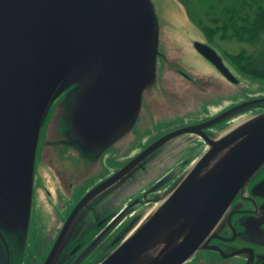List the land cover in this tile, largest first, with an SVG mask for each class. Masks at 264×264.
I'll return each instance as SVG.
<instances>
[{
	"label": "water",
	"instance_id": "95a60500",
	"mask_svg": "<svg viewBox=\"0 0 264 264\" xmlns=\"http://www.w3.org/2000/svg\"><path fill=\"white\" fill-rule=\"evenodd\" d=\"M162 28L153 0H0V236L5 246L2 234L16 237L20 259L30 235L40 153L50 150L53 162L79 163L131 139L144 115L143 100L159 83ZM174 39L167 41L174 53L168 60L179 55ZM195 46L237 82L216 51ZM263 104H241L201 126ZM196 131L188 127L159 139L87 198L122 184L164 145ZM204 139L211 150L135 231L126 229L132 234L101 264H185L203 247L264 164V112L220 139ZM68 225L44 264H57L72 235Z\"/></svg>",
	"mask_w": 264,
	"mask_h": 264
},
{
	"label": "flooded vegetation",
	"instance_id": "af4514ba",
	"mask_svg": "<svg viewBox=\"0 0 264 264\" xmlns=\"http://www.w3.org/2000/svg\"><path fill=\"white\" fill-rule=\"evenodd\" d=\"M221 41L218 37L210 39L203 32L200 40L188 43L189 50L199 60L196 67L190 66L180 54L168 60L167 53H162L159 83L154 87L156 93L151 95L147 109V114L153 113V118L147 116L139 120L133 129L152 140L122 164L115 149L100 158L85 155L80 157L79 163L71 162L70 158L69 162H53L54 153L43 149L37 164L33 216L25 258L19 257L16 237L2 234L8 246L0 236V264H44L67 223L72 235L57 264L103 263L119 248L121 238L128 235L126 229L132 225L131 230L135 231L167 198L173 186L211 150L204 137L220 139L237 125L264 112L263 104L214 126H201L236 106L264 99V82L250 81L243 75L229 58L233 54L220 46ZM196 43H203L216 51L223 66L237 82H232L225 72L205 58L197 50ZM152 105L163 114L156 118L157 108ZM190 109L195 118L184 124V115ZM188 127H197L196 133L170 141L155 152L156 155L142 169H134L131 178L122 184H113L98 196L87 198L93 189L159 139ZM183 137L190 140L186 150L192 149L193 152L185 158L181 155L179 159L184 147ZM174 162L176 168H173ZM179 170L182 172L178 174ZM122 213L124 216L120 219ZM202 246L185 264H264V164L238 192Z\"/></svg>",
	"mask_w": 264,
	"mask_h": 264
},
{
	"label": "trees",
	"instance_id": "16d2710c",
	"mask_svg": "<svg viewBox=\"0 0 264 264\" xmlns=\"http://www.w3.org/2000/svg\"><path fill=\"white\" fill-rule=\"evenodd\" d=\"M197 2L200 15L204 17L198 20L190 12L189 16L198 22L201 30L210 39L218 37L223 41H237L256 48L264 41V0H197ZM257 52L259 53H250L243 49L229 58L243 75L261 82L264 81V51Z\"/></svg>",
	"mask_w": 264,
	"mask_h": 264
},
{
	"label": "rangeland",
	"instance_id": "374dc122",
	"mask_svg": "<svg viewBox=\"0 0 264 264\" xmlns=\"http://www.w3.org/2000/svg\"><path fill=\"white\" fill-rule=\"evenodd\" d=\"M153 1L156 7L157 14L160 16L162 20V24H163L162 40L165 41V49H163V52H166L168 54H174L171 51L170 47L168 46L169 44L167 43V41H173L172 40V36H173L175 38L174 43H176L177 46L179 47L178 50H179L180 56L185 61H187L190 64V66L196 67L199 60L193 54V51L189 50L188 43L192 42L195 39L200 40L203 36V32H201L200 30L201 28L199 27L200 25L198 24V22L196 20L194 21L189 16L190 13L192 15L194 14L198 20H201V17H204L200 15V8H199L197 0H153ZM261 45L259 48L262 47V49H259L249 44H243L237 41H221L220 42V46L222 47V49L226 50L227 52L231 54H238L243 49L247 50L250 53L254 52L255 54H258L259 52L257 51H260V52L264 51V41L261 42ZM250 81H252V79ZM243 82L246 84H249V82H246V81H243ZM261 82H264V81H261ZM241 98H245V97L241 95ZM158 99H159V103H161L162 100L160 99V96L158 97ZM232 100L233 101L235 100L234 96ZM150 101L151 100L147 98L145 99V102L147 104H145V108L143 110L144 115L140 117L139 119L140 121L144 120L145 117L147 118V116H151V117L153 116V113L147 114V109L149 110ZM146 105H148L147 106L148 108L146 107ZM152 106L157 108V112L154 113L156 118L163 114L158 109V107H156L155 105H152ZM192 113L193 112L190 109L188 114L184 115V118H183L184 124H189L194 120L195 116H193ZM51 115H53V112L50 114L48 121L51 119ZM138 123L136 125H138ZM141 134L142 133H139V132L137 133V132H134L133 130V134L130 135L131 139L127 138V141H128V142L126 141L127 143L124 140V142L121 143L119 146H114L113 148H111V149H115L116 152L118 153L120 157L119 159L120 164L128 160V158L131 157L136 151H138L139 148H142L145 143H148L149 141L152 140L150 139L149 136L144 137V136H141ZM181 141L184 142V147L179 153V159L181 155H183L184 156L183 158H185L189 154H192L193 152L192 149L186 150V147L188 146L189 141H190L189 139H187V137H183ZM128 146L130 148H128ZM171 163L172 161L168 163L170 165V166L168 165V169L171 167ZM172 165H173V168H176V162H174V164ZM179 168L180 166L178 167V169ZM180 172L182 171L179 170L178 174Z\"/></svg>",
	"mask_w": 264,
	"mask_h": 264
}]
</instances>
